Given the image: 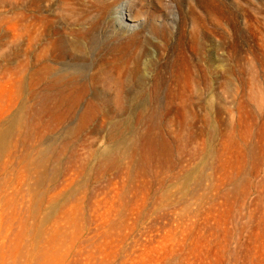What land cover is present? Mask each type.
I'll use <instances>...</instances> for the list:
<instances>
[{
	"label": "rangeland",
	"instance_id": "obj_1",
	"mask_svg": "<svg viewBox=\"0 0 264 264\" xmlns=\"http://www.w3.org/2000/svg\"><path fill=\"white\" fill-rule=\"evenodd\" d=\"M77 1L26 0L24 19L0 0V264H264V0ZM94 22L138 40L144 85L127 120L75 134L67 102L31 99V70L52 30ZM163 70L179 87L154 96Z\"/></svg>",
	"mask_w": 264,
	"mask_h": 264
},
{
	"label": "bare ground",
	"instance_id": "obj_2",
	"mask_svg": "<svg viewBox=\"0 0 264 264\" xmlns=\"http://www.w3.org/2000/svg\"><path fill=\"white\" fill-rule=\"evenodd\" d=\"M70 1L72 6L67 8L70 15H79L77 13L79 9L77 10L76 8L79 5L78 1ZM97 1L101 2V0ZM22 6L23 18L25 19L26 0H23ZM128 6L125 8V12H123L124 16L127 15ZM101 10L105 12L107 6L106 9L101 7ZM116 19L119 21L122 18ZM71 24L75 25L77 23L72 20ZM98 26L99 24L94 22L89 24L86 29L80 28L76 30L69 27L62 32L52 30L53 36L48 40L46 48L36 54L32 65L31 82L29 85L31 99L56 103L67 102L69 104L68 111L71 121V131L75 134L83 132L89 120L97 113H101V111H105L106 115L104 117L111 115L115 117L123 116L124 118V115L132 110L129 108L132 105L128 104L133 103V100H135L130 96V92L135 87L139 86L141 88L144 85L143 80L138 75V55L131 49L135 41L138 42V40L127 36L125 37L127 39L122 38L123 41L113 44H110L111 40L108 38L100 42L97 31ZM25 33L26 31L24 30ZM98 44L100 45L99 58L94 59L90 64L88 61L89 48ZM25 46L26 44L24 43V56L26 54ZM42 57H49L62 63L68 59L70 63L68 65L71 68L69 70L56 71L52 66L43 64L41 62ZM88 67H91V70L86 76ZM178 80L177 74L166 78L163 70V75L160 73L156 74L149 89L154 96H157L159 90L165 86L168 88V91L175 88L173 85L179 87L176 82ZM203 84V77L197 74L191 81L192 91L190 90L187 95L189 101H192L193 98L199 100L197 88ZM170 95L175 97L172 91ZM164 98L168 99V94L164 95ZM80 104L83 107L77 118L78 123L75 125V110ZM124 119L127 120L128 117L125 116ZM135 120L137 122L142 121V116L138 112L135 113ZM145 120L147 119L145 118ZM210 131L208 130L205 134L210 135Z\"/></svg>",
	"mask_w": 264,
	"mask_h": 264
}]
</instances>
